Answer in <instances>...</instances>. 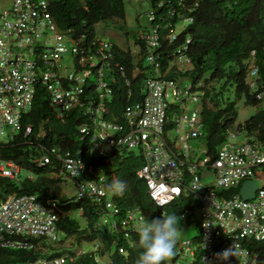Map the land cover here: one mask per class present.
I'll return each mask as SVG.
<instances>
[{
  "label": "built area",
  "instance_id": "2783aa9c",
  "mask_svg": "<svg viewBox=\"0 0 264 264\" xmlns=\"http://www.w3.org/2000/svg\"><path fill=\"white\" fill-rule=\"evenodd\" d=\"M46 2L11 0L10 9L0 12V138L5 136L0 140V148L20 129V120L31 105L33 84L40 81L46 87L49 103L57 111V118H61L63 111L76 107L87 118L77 127L79 140L89 136L85 150L87 161L81 149L71 153L59 152L52 147L42 148L41 153L32 158L38 166L50 164L52 160L55 162L45 177L56 180L69 178L74 186V194L70 196L73 201L83 197L102 201L108 192L112 194L115 187L105 186L103 170L105 164L112 162V155L108 154L112 151L118 156L122 147L136 146L144 157V163L136 174L143 179L146 193L156 206H163L187 194L196 200V210L201 218L198 241L201 264H255L254 253L244 247L241 240L264 241V176H256L255 173L256 167L264 171V142L254 136L243 135V140L237 144L223 142L213 152L205 148L201 157L189 158L187 139L201 136L198 100L202 91H192L188 81L178 85L177 80L160 76L158 62L153 55L157 45L155 27L140 35L147 50L145 64L153 70V75L143 80L141 100L123 111L122 122L105 120L102 116L106 110L101 99L110 96L109 83L113 78L104 75L102 65L108 67L106 57L110 53L105 54L104 49L110 43L99 41L94 55L80 56L77 61L96 70V76L90 80L96 96L87 93L81 98L80 84L90 76L89 69H82L77 74L67 72L66 79L73 80L74 84L64 88L59 81L63 74L58 71V62L63 53L69 51L73 55L77 52L76 41L57 28L46 10ZM6 15L10 19L5 18ZM185 20L189 21V18ZM175 33L176 30L169 27L165 37L173 40ZM95 55L99 57V63L94 59ZM173 57L172 64L176 69L189 67L190 61L184 53H176ZM255 76L256 67L250 63L249 87L254 86ZM94 97L97 98L95 102ZM168 98L181 102L177 113L170 111L169 105L173 101H166ZM255 99L264 114V96L256 93ZM188 102L193 103L191 108L186 107ZM167 121L173 125L165 129ZM170 130L179 134L180 146H175L174 136L170 138L167 135ZM29 131L30 127L26 126L24 133ZM234 136L228 133L227 137ZM96 157L105 159L102 160L103 165L100 166L99 159H91ZM33 176L0 153V179L19 183L22 178L32 179ZM110 176L114 183V177ZM206 177H210V181L203 183L201 179ZM252 178H256L257 186L251 198L242 199L238 191L224 195L223 190ZM258 179L262 181L261 185H258ZM118 212L119 208L113 201L105 200L98 224L105 223L103 217L108 214L112 217L111 227L115 228L114 215ZM191 212V208L186 207L178 217ZM60 214L63 212L59 211L55 198L39 200L35 193L5 194L0 197V247L32 249L34 244L28 239L35 237L55 241V224ZM118 225L124 235L131 230L140 237L152 228L137 207L126 209ZM159 236L156 233L155 239ZM162 236L170 239L165 229ZM221 236L226 239L219 240ZM171 243L176 256L191 254L189 239L173 238ZM98 247V242L92 241L90 249L76 247L71 252L63 251L50 257L39 255L31 260L0 264H66ZM40 248L46 252L45 247ZM172 264L180 263L174 261Z\"/></svg>",
  "mask_w": 264,
  "mask_h": 264
},
{
  "label": "trees",
  "instance_id": "16d2710c",
  "mask_svg": "<svg viewBox=\"0 0 264 264\" xmlns=\"http://www.w3.org/2000/svg\"><path fill=\"white\" fill-rule=\"evenodd\" d=\"M46 1V10L57 28L76 41L77 52L71 55L72 63L68 72L77 74L82 69L90 70V76L80 84L81 98L87 93L96 96L90 83L96 76V70L86 63L81 64L77 61L80 56L94 55L98 42L102 41L95 35V24L115 18L121 22L116 24L117 27L123 29V0ZM146 1L147 24L144 26L137 24L136 30L132 32L133 49L110 42V46L104 49V53H110V56L106 57L108 67L102 65V71L106 77L112 76L113 81L109 83L110 96L101 99L106 110L102 118L122 122L123 111L141 100L143 80L152 76L153 70L150 65L145 64L147 50L140 35L155 27L157 45L153 49V55L158 62L160 76L175 79L178 85L183 84V79H187L191 83L192 91H202L198 100L201 136L197 137L204 139L207 151H215L225 141L228 133L254 136L264 142V114L255 99L256 93L264 96V0ZM188 18L189 21H186ZM177 25L179 26L176 27ZM169 27L176 30L173 40L165 37ZM176 53H184L188 57L190 65L187 69H176L172 64ZM94 59L100 62L97 55ZM250 63L256 67L253 87L247 85ZM66 74L59 79L64 88L74 84L73 80L66 79ZM229 87L233 93L232 100L222 97V92L224 90L226 92ZM45 88L42 82H34L31 105L20 120V129L11 139L2 143L0 148L4 158L13 160L34 176L32 179L22 178L19 183L1 178L0 197L9 192H16L35 193L39 200L55 198L59 211L63 212L56 221L57 239L53 241L59 250L45 252L40 248L45 247L41 243L43 237L29 238L28 240L34 244L32 249L0 247V263L31 260L39 255L50 257L63 251L71 252L72 249L66 247L63 242L64 239L72 237L73 244L96 241L100 247L66 264H98L97 257L101 255L107 256V264H158L157 259L160 256L168 250H174L171 239L175 238L173 235L175 222L187 220L195 213L196 200L187 194L163 206H156L146 193L143 179L136 174L142 165L141 154L140 159L135 160L128 150L131 147H122L118 156L112 151L109 152L108 155H112V162L105 164L103 168L105 186L108 188L111 185L115 187V191L112 194L108 192L109 196L106 194L102 201L86 197L73 201L70 196L56 193L49 184L57 183L58 180L45 177L55 162L52 160L50 164L38 166L32 162V158L41 153L42 148L52 147L59 152L71 153L81 149V154L86 159L85 150L88 147L89 136L79 140L77 127L87 121L82 110L72 108L63 111L61 118H57V111L50 105ZM240 99L243 105L258 107L241 123L234 125L236 116L234 103ZM95 101L96 97L93 98V102ZM171 101L173 98L168 102ZM180 103L171 102L170 111L177 113L181 107ZM172 125L171 121H167L164 128L168 129ZM26 126L30 127L28 133H24ZM37 134L39 135L36 136ZM91 159H99L100 166L103 165L102 160H105L99 157ZM110 175L114 177V183ZM239 185L240 183L223 190L224 195L235 194ZM218 193L221 194L222 191ZM108 199L119 208V212L114 215L116 227L111 229L98 225L103 202ZM129 207H137L145 222L152 224V228L143 237L131 230L124 235L118 225L124 211ZM186 207L191 208L192 212L179 218V214ZM70 210L77 211L78 216L69 215L67 212ZM163 229L169 232L170 239L163 238ZM156 233L161 235L158 239H155ZM224 239H226L224 236L219 238ZM189 240L191 254L175 255L170 259V264L178 261L176 259L178 256L185 257L183 260L188 259L185 264H201L199 231L197 236ZM241 244L254 253L255 264H264V241L244 238Z\"/></svg>",
  "mask_w": 264,
  "mask_h": 264
},
{
  "label": "rangeland",
  "instance_id": "374dc122",
  "mask_svg": "<svg viewBox=\"0 0 264 264\" xmlns=\"http://www.w3.org/2000/svg\"><path fill=\"white\" fill-rule=\"evenodd\" d=\"M11 0H0V12H6L10 9ZM124 6V27L123 29H119L116 24L121 23L119 20L112 18L107 19L105 21L99 22L95 24V35L97 38L116 44L121 47L128 46L130 49H133V44L131 40V35L134 30L137 28V24L140 26L146 25V14L148 10V3L146 0H123ZM5 18L10 19V16H5ZM177 25L176 27H178ZM127 30V32H124ZM71 67V54L69 51L63 53L58 62V71L61 74H66ZM183 81H187V79H183ZM222 97H228L229 100L233 99V93L231 87L225 92H222ZM107 101L109 99H106ZM171 98L168 99L170 101ZM193 106L192 102H188L186 104L187 108H191ZM257 105H243L240 100L235 101L234 108L236 109V116L234 119V125L241 123L244 119H246L250 114L254 113L257 109ZM233 127L231 128V130ZM167 135L171 138L174 136L175 139V146H180V142L178 141V135L174 130H170L167 132ZM5 136L1 137L0 140H4ZM243 140V134L235 135L234 137L230 138L227 137L224 142L226 143H239ZM187 145H189L188 154L190 159H194L196 157L202 156V150L206 148L205 141L202 137H190L186 141ZM129 153L135 158V160L140 159V153L136 146L128 148ZM180 151H182L180 149ZM124 155H127L126 152H123ZM142 163H144V157L141 155ZM140 166V164H139ZM256 176L259 174H263L264 171L261 167L255 168ZM203 183H208L210 181V177H206L201 179ZM262 181L258 179V185H261ZM50 188H52L56 193L64 195L66 197L72 196L74 194V186L72 181L69 178H58V182L53 184H49ZM107 196H109L107 194ZM69 215L78 216V212L74 210H70ZM80 221L81 218L77 217ZM106 222L102 224H98L106 229H111V221L112 217L108 214H105L103 217ZM201 222V218L199 212L196 210L194 214H192L187 220H178L174 224L173 235L175 239H185V238H192L193 236L198 235L199 231V224ZM74 240L72 237L64 239V245L69 249H75L76 247H82L83 249H90L91 243L82 242L80 245L73 244ZM41 243L45 246L46 252H55L59 250L57 244H55L50 239L44 238ZM74 246H73V245ZM175 256L174 250H168L162 256L157 259L158 264H170V259ZM183 256H178L176 259L180 261L182 264L186 263V260H183ZM98 264H107V256L101 255L97 257Z\"/></svg>",
  "mask_w": 264,
  "mask_h": 264
},
{
  "label": "water",
  "instance_id": "95a60500",
  "mask_svg": "<svg viewBox=\"0 0 264 264\" xmlns=\"http://www.w3.org/2000/svg\"><path fill=\"white\" fill-rule=\"evenodd\" d=\"M202 173H204L202 171ZM208 174V173H207ZM200 177H203L201 174ZM256 179H247L243 180L240 183L239 189H238V194L242 199H249L253 196L254 190L256 189Z\"/></svg>",
  "mask_w": 264,
  "mask_h": 264
},
{
  "label": "clouds",
  "instance_id": "9594fccd",
  "mask_svg": "<svg viewBox=\"0 0 264 264\" xmlns=\"http://www.w3.org/2000/svg\"><path fill=\"white\" fill-rule=\"evenodd\" d=\"M201 175V174H200ZM253 179V178H252ZM254 179H256V178H254ZM56 180V179H55ZM58 182V181H57ZM55 184V183H54ZM240 186V185H239Z\"/></svg>",
  "mask_w": 264,
  "mask_h": 264
}]
</instances>
